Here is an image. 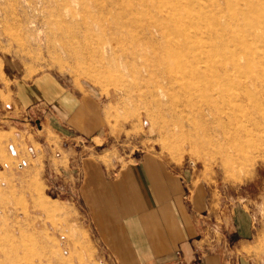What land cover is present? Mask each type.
Wrapping results in <instances>:
<instances>
[{
  "label": "rangeland",
  "instance_id": "1",
  "mask_svg": "<svg viewBox=\"0 0 264 264\" xmlns=\"http://www.w3.org/2000/svg\"><path fill=\"white\" fill-rule=\"evenodd\" d=\"M2 87L0 264H102L36 140L196 163L264 264V0H0Z\"/></svg>",
  "mask_w": 264,
  "mask_h": 264
},
{
  "label": "crops",
  "instance_id": "2",
  "mask_svg": "<svg viewBox=\"0 0 264 264\" xmlns=\"http://www.w3.org/2000/svg\"><path fill=\"white\" fill-rule=\"evenodd\" d=\"M36 142L48 199L78 202L102 264H246L238 253L258 231L248 215L217 208L196 163L152 151L105 161L81 143ZM217 230L231 249L212 240Z\"/></svg>",
  "mask_w": 264,
  "mask_h": 264
},
{
  "label": "bare ground",
  "instance_id": "3",
  "mask_svg": "<svg viewBox=\"0 0 264 264\" xmlns=\"http://www.w3.org/2000/svg\"><path fill=\"white\" fill-rule=\"evenodd\" d=\"M251 76H252V74H251ZM253 80V79H252ZM245 85V84H244ZM246 86H247V83H246ZM249 86V85H248ZM222 87V86H221Z\"/></svg>",
  "mask_w": 264,
  "mask_h": 264
}]
</instances>
